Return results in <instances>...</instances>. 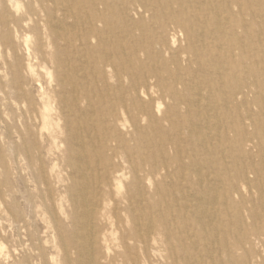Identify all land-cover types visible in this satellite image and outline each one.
I'll return each mask as SVG.
<instances>
[{"label":"bare ground","instance_id":"1","mask_svg":"<svg viewBox=\"0 0 264 264\" xmlns=\"http://www.w3.org/2000/svg\"><path fill=\"white\" fill-rule=\"evenodd\" d=\"M0 264H264V0H0Z\"/></svg>","mask_w":264,"mask_h":264},{"label":"rangeland","instance_id":"2","mask_svg":"<svg viewBox=\"0 0 264 264\" xmlns=\"http://www.w3.org/2000/svg\"><path fill=\"white\" fill-rule=\"evenodd\" d=\"M9 122L12 123V119L11 118H9Z\"/></svg>","mask_w":264,"mask_h":264}]
</instances>
